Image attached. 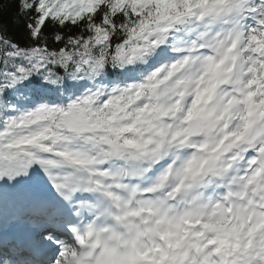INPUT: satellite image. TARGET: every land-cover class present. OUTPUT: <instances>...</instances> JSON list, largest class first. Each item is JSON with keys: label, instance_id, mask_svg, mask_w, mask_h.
<instances>
[{"label": "snow or ice", "instance_id": "obj_1", "mask_svg": "<svg viewBox=\"0 0 264 264\" xmlns=\"http://www.w3.org/2000/svg\"><path fill=\"white\" fill-rule=\"evenodd\" d=\"M0 264H264V0H0Z\"/></svg>", "mask_w": 264, "mask_h": 264}]
</instances>
